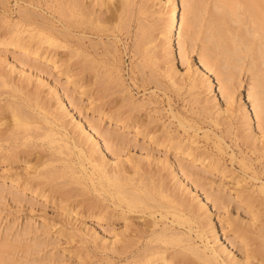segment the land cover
Instances as JSON below:
<instances>
[{"label": "bare ground", "instance_id": "1", "mask_svg": "<svg viewBox=\"0 0 264 264\" xmlns=\"http://www.w3.org/2000/svg\"><path fill=\"white\" fill-rule=\"evenodd\" d=\"M198 1L199 0H183L182 4L185 8L180 17V5L174 0L167 27V36L164 39L166 40L167 45L165 48L168 51V55H174L172 40L174 30L178 25L180 28L179 44L185 54H187L188 41L190 40V42H192L195 39V32L201 34V30H204L199 28V26H204L206 23H202L201 25L200 23L195 24L197 19L195 20L194 17H198V15L205 14L206 12L210 15L208 12L211 11H207V9L210 10V8H208V3L206 4L205 0L199 1L201 5H203V3L206 4L203 5L204 8L201 6L199 9ZM132 2L133 0H50L47 1L46 8L40 0H0V100L2 99L1 96L6 93L10 96L2 106H0L5 110H9L11 113L8 124L5 128L3 127L4 129L0 128L2 129L0 130V160L3 159L13 162L12 160L18 159L20 153H23V150H25H18L21 145H36L42 148V150L39 151L41 155L39 154L40 158H38L39 161L37 160L38 163L36 162V165L31 166L33 163L28 162L26 168H22L23 171H20L22 169H18L15 173H10L8 175L9 171L7 175H4L3 180L7 178L17 184V187H19L18 185H20V187L22 186L24 189L23 191L29 190L34 196H41L40 198L45 201H53L54 192H56L61 185L65 186L68 184V182L73 183L72 186L75 185L74 183L80 184V186L82 185V188L79 189L83 190H79L77 184L73 186V188L78 189L76 194L77 192L82 194L84 189V194L86 195L89 194V192H87L88 190L92 192V194L95 193L96 197L94 196L91 201L88 199V201L86 200L89 195L85 198L82 197L84 200L81 198L83 203L85 202V204H81L83 210L87 206L86 211L90 210V217L96 218L95 221H97V223H110L118 217L126 221L124 229L118 231L115 238L107 239L105 236H102V239L105 237L104 240H108H105L106 245H108V243L111 244L109 247L107 246L104 248H109L111 251L118 250L119 248L122 253L125 251L123 250L124 248L126 250L128 249L127 247L129 246L127 245H129L130 242L134 243L136 240L137 242L141 240L140 238V240L136 239L137 237L140 236L142 238L146 236V234H150V237L148 236L149 241H146L147 245L142 249L143 251H140L141 253L138 252L139 254L136 255L133 250V254L135 255L133 256L134 258L130 257L131 260H129V258L126 259L127 262H123L122 264H182V259L184 255L186 256V251L194 254L199 260V263L201 262L202 264H264V256L259 257L257 255L259 253L261 254L263 249L260 250L261 252L259 249L264 246L260 248L258 246V250L257 247L254 246L256 248L254 249L255 251L253 247H251L252 245L250 246V227H246L244 223L246 222L247 226L252 224H248L246 220H244L245 222L242 224L243 220H241L240 223L238 219H232L234 217L230 216L231 218L229 217L230 219L226 221L228 222L227 227L231 228L232 233L230 235L226 234L225 240L221 241L222 236L219 234L217 225L210 213L213 210L208 204L211 201L215 207H223L224 204L227 203L225 202L226 199L224 198V194L220 195L222 193H219L218 195L216 194V196L211 194L214 197L207 195V199L205 198L206 200L203 201L201 198L200 200L202 203L198 204V202L194 201L196 196L199 197L198 191L195 190L197 186L195 185L194 188L188 186L180 176L181 171L185 175L189 173L193 174L194 172L198 173L192 165L193 163H199L205 168L217 167L222 159L221 155L226 149L224 146L225 136L220 133L216 134L217 131L214 133L216 134V141H214V143L219 151L218 154L211 150V152L208 150L202 151L203 149L200 150L202 147L199 148L198 146V144H200V138L197 136L199 135V130H203L201 129V125L197 124L195 126V123L191 124L190 121H187L188 119H185L180 114L178 115L173 108L171 98L169 99L170 104L168 103V105H170V107L168 106L170 115H168L172 117V120H170L172 123L171 125L175 124L174 119L176 118L179 121V126L183 128L182 130H184V132L182 131L183 133L181 134L179 129L173 132L171 131L173 128L170 129L169 124V127H166L167 125L163 126L162 123V127H165V129L163 128L164 130L162 132L164 134L161 135L160 130L156 129L157 127L155 129L151 127V124H154L157 118H153L151 110H149L147 114L150 118L152 116L153 119L149 117V119L143 118V115L140 116L137 113L140 110V112L143 113L142 109L146 107L147 102L145 103L143 100L138 101L139 99L136 101L135 99L137 97L134 99L133 97L135 96L125 92V90H128V86L123 72L124 66H122L124 61L122 60L123 48L120 47L119 42L122 40L121 33L128 30V27H130L129 22L132 17L131 9L133 8ZM205 6L207 8H205ZM217 6L219 11H217L216 15L215 12L211 14V22L208 23L211 25V29L209 28L210 32L206 35L208 44L206 45L207 48H205L207 50L205 49V51L203 49L200 53L201 62L206 70L200 71V68L197 67L195 75L190 74L189 77L190 87L196 90L194 95L196 99H193V101L195 100L194 102L198 104L197 108L200 116L198 118L204 123L208 121L210 124H213L215 128H218L216 126L221 127V125L224 126L225 124H229L231 120H234L232 119L234 118L232 117L234 115V107H232L234 106V97L236 91L241 86L240 84H242L238 78H241V74L244 71H250L248 73H250L252 83H250L248 88L250 93L249 97L252 98L255 116L257 117L259 126L264 130V0H218ZM205 19L207 20L208 18L206 17ZM234 24L237 25L235 26ZM194 26L198 27L200 30L197 31L198 28L195 29ZM146 33V29L138 33L134 41L135 44H133L134 46L132 45L133 49L131 48L135 57L136 55L141 57L140 59L137 57L139 59L138 63L135 62L137 64L134 63L135 66H137L136 68L144 74L143 77L141 73H139V75L146 81L147 79L145 77L147 74L145 75V68H149L150 66L151 69H149L151 74L148 73V76L150 74V78L154 79L153 81L157 80L156 83H159L161 85L160 87H168L167 82L164 81L165 78L170 79L172 85L177 84V77L180 78L182 73H180L177 66H175L173 61L174 57L168 60V66L162 73L157 72L154 65L156 66L159 64L160 55L158 56V52L156 53L155 49H152L150 46L152 39H147ZM197 34L195 36L198 40L199 35ZM196 39L194 41L197 43ZM124 44L126 45V43ZM128 48L129 47L125 46V49L128 50ZM60 49L63 50L60 51ZM134 56L132 57L134 58ZM218 60L219 62L222 61V65L217 66ZM45 66H48V69H50L52 73L64 74L65 84L75 83V85L78 86L75 90L80 95H84L88 91H93L90 93L88 92L91 103V107L89 106V108L92 113H97L100 117L106 118L109 124L112 126L115 125V129L117 128L116 130L119 128L120 131L124 132L123 136L127 133V138L133 136L136 138V141L139 137V141L141 140L143 143L141 144L142 146L140 145V149H142V147H144L143 149H147L148 146H153L154 149L151 147L153 151H150L151 149L149 148L144 150L147 151L146 154L142 153L135 156L130 154V156L121 157L115 155L117 154L115 153L113 154L114 156L109 157L108 151L112 150V153L114 152V148L112 149L114 141L118 143V141H126L127 138L120 139L122 132L119 134L118 131L116 132L111 128L102 130V124L98 123V125L97 123H93L95 122L92 121L94 119L85 118L86 120H84L82 117L76 116L65 100L64 93L61 91L62 89L56 85L57 83H51L42 74L44 70H48ZM136 68L134 67L131 69L132 74L135 73V75L128 74L131 75L130 77L134 82L136 81L132 77H137ZM211 70L217 73L221 82L222 97L226 100L225 107L221 105V101H218L215 95V97H213L215 99L214 102L217 101L216 103L213 102L214 104L209 97L206 99L203 95L204 99L202 98L203 90H200L201 85L196 73L200 75L201 72L204 71L203 74L204 76L207 75V84L209 85L207 88L212 90L214 88V82L209 75V71ZM147 71L149 72V70ZM15 75H18L19 78L16 79ZM161 77L164 78V80L161 79ZM150 81L153 83L152 80ZM148 82L149 81L143 83L147 85ZM31 83H36L35 89L31 92H26V85ZM144 84L142 85L144 86ZM115 85L119 86L115 87ZM47 86L52 97H55V101H52L50 97L43 94ZM113 87L116 88V90L120 87L119 90L121 93H124V97H122L121 94L117 95L116 93L119 94L120 92H116ZM144 87L146 88V86ZM93 93L96 94L95 97L92 96L95 95ZM112 94H116L118 96L116 98H120L121 96L120 100L112 98ZM154 94H156L155 91ZM107 96L111 97L108 100L104 99ZM150 96L151 95L148 97ZM101 98L104 99L103 102L97 104L96 102L98 101L96 100H101ZM151 99L154 100L156 98ZM125 100L126 102H124ZM94 101L97 105L92 106ZM153 103L158 104V100H154V102L150 100L147 105ZM106 104L108 105L107 107ZM150 109H153V107ZM239 111L243 113V116L241 115L243 121L245 123L247 122L246 130L247 128L251 129V133L249 134L250 137H246L249 140H246L247 142L245 143L249 146L251 145L250 138L252 137V140L255 139L252 118L249 110L241 107ZM66 116L71 117V128L67 121L68 119L66 120L65 118ZM1 123L0 121V124ZM231 124L232 123L228 126L231 127ZM176 125L178 124L176 123ZM177 128L179 127L177 126ZM208 131L210 132L209 129ZM208 131L206 129L205 136L202 135L205 138L207 137V139L209 137ZM13 140H15V142ZM16 141H19V143ZM128 142L129 141H127V143ZM7 143L9 144L10 150L6 148L8 152H5L4 148L8 146ZM125 144L126 143H124V145ZM27 152L26 150L25 153ZM171 153H174L173 157H176V159L172 158ZM28 154L29 153L25 154L27 158L29 156ZM179 157L181 159H179ZM186 161H189V164ZM25 162L27 163V161ZM190 162H192L191 166ZM191 167L194 168V171ZM165 169L169 171L168 174L171 172L170 175L172 176L170 177L175 178L173 185H170L169 177L164 175L165 173L163 171ZM62 180L63 184H59L58 187L59 181ZM64 182H66V184ZM55 185L57 188H55ZM68 185L66 186H71ZM1 187L0 192L2 193L5 185L3 188ZM260 187L262 188L261 190H264V182ZM70 188L72 189V187ZM75 189H73L72 192ZM5 190L8 194L13 191L9 189V192L6 187L4 188V192ZM59 190H61V193L65 192L63 191V187ZM66 191H68V193L65 192L66 196L68 194V197H66L64 193V199H62V201L70 198V189ZM240 191L238 190L236 192L238 193ZM1 193L0 198L2 197ZM92 194L90 193V195ZM3 196H5V194ZM70 199H72V197ZM77 205L75 203L76 207ZM162 208L166 210L163 209L165 211H162ZM157 212L161 217L159 216V218H157ZM71 213L72 209L69 214ZM137 213H145L147 215L149 213L150 218L148 219L150 220L147 219L148 223L146 220H142V222H146V224L141 226L140 224L142 222L137 221L140 223L136 228L135 224L138 223L133 224L131 219L134 218H132V214L135 216ZM170 215L171 221L169 222L171 224L166 222V220H169ZM160 220L161 223L163 220V225L160 224ZM134 222H136V218ZM85 224L88 225V222H85ZM131 225H133L135 229L132 228ZM86 226L85 228H87ZM195 226L196 228L198 227V229L196 230L195 228L197 232H193L198 233L200 239H202L201 241H203V247L196 245V243L192 241L194 237H191L190 232ZM88 227L89 230L94 231L91 233L92 236L95 235V237L99 239L101 234L95 225ZM182 228H187L188 231ZM88 233L86 235H88ZM133 234L134 236L137 234V236L133 238V240L135 239L134 241L131 240L134 236H130ZM95 237H93L94 241ZM84 239L86 240L87 238L84 237ZM226 239L228 242H226ZM120 241H122V243ZM237 242L242 244L240 245L241 247L245 248V255L242 257L237 253ZM38 243L41 244V241ZM38 243L31 246L27 245L28 248L30 247V250H32L30 252H33L35 247H42ZM138 245L140 244L138 243ZM4 246L8 247V245ZM14 246L23 247V245L20 246V244H10V247L14 248ZM134 246L132 244V247ZM177 246L179 248H176ZM249 246L252 248V251L256 252L257 250V252L252 253ZM10 247H3L4 252H7L8 249V251H10ZM121 247L123 248L121 249ZM135 248L137 249V246ZM21 249L25 251V248ZM15 250L17 251L16 248ZM18 250L20 251V249ZM129 250L131 249L129 248ZM34 251L37 252V249ZM124 253H122V255ZM3 255L4 253L1 254L4 263L0 260V264H8V259H5L6 255L5 257Z\"/></svg>", "mask_w": 264, "mask_h": 264}, {"label": "rangeland", "instance_id": "2", "mask_svg": "<svg viewBox=\"0 0 264 264\" xmlns=\"http://www.w3.org/2000/svg\"><path fill=\"white\" fill-rule=\"evenodd\" d=\"M40 1L43 3L44 7L47 8V1H50V0H40ZM176 1L180 5V8H181L180 9L181 10L180 11V17H181L182 13L184 11V8H185L184 5L182 4L183 0H176ZM199 1L201 2V0H199ZM199 1H198V8L199 7L201 8V6H202V8H204L203 5H206L208 3L207 5H208V8H210V10L207 9V11H211V12H208L210 14V15H208L207 12L205 11L206 9H205L204 11L206 13L203 11L205 14H200V15L196 14V15H198V17H196V16L194 17L195 20L197 19L195 24L200 23V25H201L202 23H206V25H204V26L202 25L203 27L202 26L200 27L198 25L199 28H202L204 30H201V32H200L201 34H199V33L197 34V32H195L196 31L195 29L198 27L194 26L195 29H193V30H195V31H193V32H195L197 35H199V37L197 36L198 37V40H197L196 36H195L196 34L195 33H194L195 35L193 34L194 38L197 40V43H196V41H194L195 40L194 39L193 40L194 42L192 41L194 43V45H193V43L190 42V40H189L188 41L189 43H187V47H188L187 52H186L187 54H185L183 52V49L181 48V45L179 44V41H180L179 30H180V28L178 25V27L174 30V34H173L174 36H173V40H172L173 46H174V55L170 56V55H168V53H167L168 51L165 48L167 44H166V40H164V39L167 36L166 35L168 32L167 27H168L170 12H171V8H172V5L174 3V0H133V2H132L133 8L131 7L132 8L131 9L132 10V12H131L132 17L130 18V22H129L130 27H128V30H125L121 33V37H122L121 41L122 42L121 41L119 42L120 47L123 48V49L121 48L123 50L122 51V56H123L122 60H124L123 64H122V66H124L123 72H124V75L126 78V84L128 86V90L130 88L129 91L125 90V92L135 96V97H133L134 99L137 97L135 99L136 101H137V99H139L138 101L143 100L145 103L146 102L148 103L150 100L153 102H154V100H158V104H156L157 102L150 104V105H147V103H146V107L144 109H142L143 113L140 112L141 110L137 113L140 116L143 115V118L147 119L149 117L147 113L149 112V110H151L152 111L151 115H153V118L157 117L155 119V122L153 121L154 124L153 123L151 124V127H154V129L157 127L156 129L160 130L161 135L164 134L162 131L165 129V127H162V123H163V126L167 125L166 127L170 126V129L173 128L171 130L173 132L177 129H179L181 131V134L184 132V130H182L183 128H181L179 126V123H178L179 121L176 118L175 119L173 118L175 124L171 125L172 123L170 120H172V117L169 116L170 114H169V110H168L170 107V105H168V103L170 104L169 99L171 98L173 108H174V110H176L178 115L180 114L185 119H188L187 121L188 122L190 121L191 124L195 123L194 124L195 126L197 124L201 125V129H203V130H201L202 132L199 130V135L197 136L200 138V139L198 138L200 141V144H198V146H199V148L202 147V148H200V150H202V149H203L202 151H206V150L210 151L211 150L214 153L218 154L219 151L217 149V146L214 143V141H216V139H215L216 134L220 133V134H223L225 136L224 146L226 147V149L221 155L222 161L220 160V163L218 165L219 167L215 166L214 168H205L203 165H200L199 163H193L192 164V162H190V166L192 164L194 166V168L196 169V172H198V173L194 172L195 174L189 173V174L185 175L181 171L180 176H181V178H183V180L185 181V183H187L188 186H190L192 188H194L195 185L197 186V188L195 187V190L198 191L197 193H199V197L196 196L194 198V201L198 202V204L202 203V201L200 200L201 198L203 201L206 200L207 199L206 197H208L207 195L214 197L213 195L216 196V194L218 195L219 193H222L220 195L224 194V198L227 200V201L225 200V202H227L228 205H227V203H225L226 205L224 204L223 207L217 208L213 205V202H211L210 200H209L210 202L208 204L209 207H211V209L213 210L210 213L212 214V218L214 219V221L217 225V228L219 230V234L222 236L221 241L225 240L226 234L230 235L232 233L231 228L227 227L228 222L226 220L230 219L231 217H234L232 219L236 218V220L238 219L239 222L241 220H243L242 224H243V222H245L244 220H246L248 222V224H250V223L252 224L250 226L249 225L247 226L246 225L247 223L246 222L244 223L246 227H248V228L250 227L249 228L250 229V231H249L250 235L251 236L253 235L252 237L249 235V237H250L249 240L251 239V241H249V242H251L250 246L252 245L251 247H253V250L256 249L255 247H257V250H258L260 247L264 246V245H262V244H264L263 243L264 242V234H263V232H264V190H261L262 188L260 187L264 182V130H262V128L259 126V123L257 121V117L255 116V109H254L252 98L249 97L250 93H249L248 88L250 86V83H252L250 73H248L250 71H248V72L244 71L242 74L240 72L241 78H238V79H240V82H242V84H240L241 86L239 85L240 87L236 91V94L234 97V99H235L234 103H233L234 106H232V107H234V115L235 114L236 115L235 116L233 115L232 117H234V118H232V119H234V120L230 121V123L233 124V125L231 124L232 128L229 127L230 123L225 124L224 126L221 125V127L215 125L216 127H218V128H215L213 126V124H210L208 121H207V123H204L198 118V117H200L199 113H198L199 111L197 108L198 104H197V102L196 103L194 102L195 100L193 101V99H196L194 96L196 93L195 92L196 90L192 89L190 87L191 84H190L189 77H190V74L195 75V71H196L197 67L200 68V71L206 70L205 66L201 62L200 53H201V51H203V49L205 50L207 48L206 45L208 43L206 40V35L209 34L210 29H211V25L208 24L211 22V20H210L211 14H213L215 12V15H216L217 11H219L217 9L218 0H205L206 2L205 1L204 2L206 4L203 3V1H202L203 5H201L199 3ZM205 8H207V7L205 6ZM206 17L208 18L207 20L205 19ZM199 28L197 29V31L200 30ZM143 29H146V32L148 33V34L146 33L147 39L148 38L152 39L150 46L152 47V49H155L156 53L158 52L157 53L158 56L160 55L159 61H158L159 64H157L156 66L154 65V68L157 69V72L162 73V71L165 70V68H167V66H168V63H169L168 60L171 57H174L173 61L175 63V66H177L180 73H182L180 78L177 77V79H178L177 84L172 85L170 79L165 78V80H164V78L161 77V79H163L164 81L167 82L168 87L167 88L165 86L160 87L161 85L159 83H156L157 80L153 81L154 79L150 78V74H151L150 73L151 72L150 66H149L150 69L145 68L146 73L144 72L145 75L147 74L146 77L144 76L147 80L145 81L142 78L144 74H142L139 71V69L136 68L137 66H135V64L138 63V60L141 57H139L138 55H136V57H135L133 50H131V48L133 49V46H134L133 44H135L134 41L136 40L137 34L140 33ZM124 43H126V45ZM195 44H196V46H195ZM125 46L129 47L128 50L125 49ZM124 49H125V53H124ZM61 50H63V49H60V51ZM132 53H133V55H132ZM132 56H134V58ZM137 57H139V59ZM132 59L134 62L132 61ZM248 61H250V60H248ZM135 62H137V63H135ZM217 63H218L217 66L222 65V61L219 62V60H218ZM131 65L137 69L136 70V74H137L136 76L137 77H134V76L132 77L135 79L136 82L132 81V79L130 77L131 75H135V73L132 74L131 69H133L134 67H132ZM45 67H47V69H48V66H45ZM146 67H148V66H146ZM147 70H149V72ZM203 72H201L202 75L201 74L198 75V73H196V75L200 81V85H201L200 90H203L202 91V93H203L202 98H203V95L206 99L209 97V99H212L211 101L213 103L215 100L213 97L217 96L216 99H218V101H221V105L225 107L226 106V100H225V98L222 97V92H221V87H220L221 82L219 80V77L217 76V73L214 70L209 71V75L211 76V78L214 82V88L212 90H210L209 88H207L209 86L207 84L208 83L207 75L204 76ZM51 73H52L51 70L48 69V70H44V72L42 74L44 75L45 78H47V80H49L51 83H54V84L57 83L56 85L60 89H62L61 91H62V93H64L65 100L68 102V104L70 105V107L72 108V111L74 112V114L76 116L82 117L84 120H86L85 118L94 119V120H92V121H95L93 123L102 124V126H101L102 130H108L109 128H111V129L115 130L116 132L118 131V133L121 134L122 131H120L119 128H118V130H116L117 128L115 129V125L112 126L111 124H109V121L106 118L100 117V115H98L97 113H92L91 109L89 108V106L91 107V103L89 100L90 99L89 93L93 92V91H88L89 93L87 92L84 95H80L75 90V88L76 89L78 88V86H76L75 83L65 84V79H64L65 75L64 74L53 72L51 75ZM139 73L142 74L141 75L142 77L139 75ZM148 73H150L149 76H148ZM128 74H131V75H128ZM15 76H16V79L19 78L18 75H15ZM148 77L150 78V80L153 81V83L149 80ZM147 81H149L147 85L143 83V82L147 83ZM202 81H203V83H202ZM142 84H144V86H146V88ZM139 85H141V86H139ZM26 86L27 87L25 88V91L31 92L35 89L36 83H31V84L26 85ZM117 86H119V85H115V87H117ZM156 86H158V87H156ZM118 88L120 89V87H118ZM119 89H117V90H119ZM114 90H116V88H114ZM117 90H116V92H120V93L119 94L116 93V94L117 95L121 94V96L124 97L123 96L124 93L122 92L123 93L122 94L120 90L119 91H117ZM153 90L156 92L157 95L154 94ZM152 91H153V94H152ZM95 93L97 94L96 91H95ZM95 93H93V94H95ZM43 94L44 95L46 94L45 96H48L52 99V101H55V97L54 98L52 97L51 93L49 92L48 86L45 87ZM96 94L92 95V96L95 97ZM113 94L111 95V96H113L112 98L118 97L116 94L115 95H113ZM149 95H151V96L148 97ZM121 96H120V98H121ZM1 97H2V99L0 100V105L2 106V104L10 96L7 95V93H6ZM110 97L107 96L104 99L108 100ZM120 98H116V99L120 100ZM142 98H144V99H142ZM151 98H156V99L152 100ZM104 99L103 98H101V100L97 99L96 101H98V102H96V103L98 104L99 102H103ZM145 100H147V101H145ZM216 101L214 103H216ZM124 102H126V100ZM94 103H95V101H94ZM94 103L92 104V106L97 105L96 103L95 104ZM244 105L246 106V108ZM107 106L108 105L106 104V107ZM154 106H155V112H154ZM240 106L243 107L244 109L249 110V113L251 115L252 122H253V129L255 132L254 138L255 139L252 140L251 139L252 137L250 138L251 145H249V146H247L245 143L249 140L248 138L250 137L249 134L251 133V129L247 128V130H246V127H247L246 123L247 122L245 123L243 121V119L241 118V115L243 113H241V111H239L241 108ZM152 107H153V109H150ZM1 108H0V121L2 122L1 123L2 125L0 124V126H2V127H0V128L4 129L10 120L11 113L9 112V110H5L3 107H1ZM165 108H166V110H165ZM159 109H160V111H159ZM235 109H237V110H235ZM65 118H66V120L68 119L67 121H68L69 126L71 128V125H72V122H70L71 117L66 116ZM153 118L151 116L150 119H153ZM234 122H235V124H234ZM241 122H242V124H241ZM176 123L178 125H176ZM168 124H169V126H168ZM177 126L179 128H177ZM2 129H0V130H2ZM206 129H207V131H208V129L210 130V132L208 131L209 132L208 139H207V137L206 138L204 137ZM203 131H204V133H203ZM221 131H222V133H221ZM215 132H216V134H214ZM123 133L124 132H122V136L120 135V139H126L128 137L127 133L124 135L125 137L123 136ZM247 134H248V136H247ZM202 135H204V136H202ZM244 135H245V138H244ZM121 137H123V138H121ZM246 137H248V138H246ZM140 139H141V137H140ZM13 141L15 142V140H13ZM116 141H117V139H116ZM127 141H129V142L127 143ZM16 142L19 143V141H16ZM122 142L118 141V143H117L114 141V143L112 144L113 147L111 146L112 149L114 148L113 149L114 152L112 153V150H109L108 151V155H110L109 157L114 156L113 154H115V153H117L115 155H117V156L119 155L121 157L130 156V154L135 156V155H139L142 153L146 154L147 151H144V150H147L149 148L151 149V147L154 149L153 146H148L147 149H143L144 147H142V149H140V147L142 146L141 144H143V143L141 140L139 141V137H138L137 141H136V138L133 136L127 138L126 141H124V143H126L127 146H126V144L124 145V143L122 144ZM137 143L139 144V146ZM203 147L205 148V150ZM6 148L9 149V144L7 147L4 148L5 152L6 151L8 152V150ZM4 149H3V151H4ZM20 149H21V151H22V149H25V150H23V153L20 151L21 152V153L19 152L20 157L18 159L16 158L15 160H12L13 162L3 160V159L0 160V187L2 185L1 188H3L5 185V187L8 188L9 192H10L9 189L13 190V191L11 190L12 193L15 192L13 194L11 192H10V194H8V192L6 190L4 192L5 187L3 188V192H4L5 196H3L4 195L3 192L2 193L0 192L1 196H2L0 198V249H1L0 260L3 263H4V261H3V257H1V254L4 253L3 256L5 257V255H6L5 259H8V261H9L8 264L9 263L11 264L12 261H13L12 264H122L123 262H127L126 259H128V258H129V260H131L130 257L135 256L134 254L137 255V254H139L138 252L143 251L142 249H144L145 246L147 245L146 241H149L148 238L150 237V234H146V236H144L142 238L140 236L137 237L136 239H139V238L141 239V240L139 239L140 241H138V242L136 240L137 243L134 241L135 239L133 240V238H135V236H137V234L135 236H134V234L130 235V236H134V237H132V239L131 238L130 239L132 241H134L135 246H134V243L130 242L129 245H127V246H129V247H127L128 251L125 248L123 249L126 251V252L125 251L124 252L127 255L124 252H122V253H124L122 255L121 250H119V248H118V250L116 249L117 252H116V250H112L113 251L112 252L109 248H104L107 246L109 247L111 245L108 242H107L108 245H106L105 244L106 239L104 240V238L105 237L107 239L115 238L116 237L115 235L117 234V232L124 229V226H125L124 224H126L125 223L126 221H125V219L123 220V219H121V217L120 218L118 217L116 220H114L113 222H110V223L109 222L97 223V221H95L96 218L89 216L90 210L86 211L87 206H86V208H84L85 212H84L83 206H82L83 204H85V202L83 203L82 199L84 200V198L89 195L88 198H86V200L88 199L91 201L94 196L96 197V194L93 193L94 194L93 195L92 192H90L89 190L87 191V189H86V191L89 192V194L86 195V194H84V192H85V189H84V191H82L83 193L81 191H79L82 194L77 192V194H80V195H77L76 191L79 188H82V185L80 186V184L74 183L75 185L77 184V188H78V189L77 188L75 189V188H73V186H75V185L72 186L73 183H69L68 180H66V178H65V180L68 182L69 185L66 184V182H64V183L68 186L71 185L70 187H72V189L70 187H67L66 185H65L66 187L63 185H61L59 187V184H61L63 182V180L59 181L58 187H59V189H61V187H63V191H65L66 193H68V191H66V190L70 189L69 193H71V195L69 194L70 195L69 197L70 198L72 197V199L67 198L68 200L62 201V199H64L63 195L65 192H62L63 193L62 194L60 192L61 190L57 189L56 192H58V193L54 192L53 201H45L42 198H40L41 196L40 197L34 196L33 193H31V191H29V190L23 191L24 189L22 188V186L20 187V185H18L19 187H17V184L12 182L11 180H9L7 178L5 180H3L4 175H7V173L9 171L10 172L8 173V175L10 173H15L16 170H18V169L20 170L24 167L26 168V166L28 165V162L33 163V164H31V166L36 165L38 158H40L39 154L41 155V153H39V151L42 150V148H40L39 146L37 147L36 145L35 146L21 145V146H19L18 150H20ZM153 149H151L150 151H153ZM26 150L28 151L27 153H29L28 158H27V155L25 156V154H27V153H25ZM115 150H116V152H115ZM173 155H174V153H171L172 158L176 159V157H173ZM23 156L26 158H24ZM163 156H165V155H163ZM21 158H22V160H21ZM243 158H244V160H243ZM179 159H181V158L179 157ZM8 160H10V159H8ZM240 160H242L243 162ZM25 161H27V163ZM244 161L247 163H245ZM184 162H185V160H184ZM187 163L189 164V161ZM12 166H13V168H12ZM246 167H248V168H246ZM192 168L193 167H191V169ZM194 168L192 169L193 171H194ZM166 170L167 169H165L163 171L165 173L164 175L166 177H169L168 178L169 183H170V185H173V183L175 182V180H174L175 178L170 177V176H172V175H170L171 172L168 174L169 171H166ZM20 171H23V169ZM24 172H25V169H24ZM199 172H201V173H199ZM43 180H45V179H43ZM56 181H54V182H56ZM52 184H53V182H52ZM55 188H57V186ZM73 189H75V190L72 192ZM235 189H237V190H235ZM240 189H241V191H240ZM79 190H83V189H79ZM238 190L241 193L240 192L237 193L236 191H238ZM6 192H7V195H6ZM66 193H65V196H66ZM90 193L92 195H90ZM211 194H213V195H211ZM81 195H84V196H81ZM237 195H238V197H237ZM66 197H68V194ZM82 197H84V198H82ZM75 203H76V205L78 204L77 207L75 206ZM79 203H80V205H79ZM86 204H87V202H86ZM73 208H74V212H73ZM81 208H82V210H81ZM71 209H72V213L69 214ZM116 209H119V208H116ZM163 209H165V208H162V211L166 210V209L165 210H163ZM76 211H78V212H76ZM80 211H81V215L83 214L84 216L82 215V217H81ZM67 212H69V213H67ZM139 214L140 213H137V214H135V216H134V214H132V218L134 217L133 218L134 220L131 219L132 223L133 224L138 223L137 221L142 222V220L143 221L146 220V222L148 223L147 219L150 218L149 213H148V215L145 213H141L142 215L140 214V216H139ZM143 214H145L146 216ZM74 215H76L77 217ZM136 215H137V217H136ZM156 215L158 216L157 218H159L160 215L158 212ZM254 217H256V218H254ZM135 218H136V222H134ZM148 220H150V219H148ZM169 221H171V215L169 217V220H166V222L170 223ZM85 222L86 223L88 222V225L85 224ZM146 222H144V223L142 222L140 224V226L146 224ZM139 223L135 224L136 226L135 225L134 226L137 228ZM160 224L163 225V220H162V223L160 220ZM91 225H95V227L97 228V230L101 234L99 239L96 238L95 235L92 236L91 233H93L94 231L89 230V227H88ZM85 226L87 228H85ZM131 227L135 229V227H133V225H131ZM81 228H83V229H81ZM195 228H196V226L190 232L191 237H194V238H192V241L195 242L196 245H198V246L200 245L203 247V245H202L203 241H201L202 239H200L198 233H195V232H197V231H195ZM182 229L183 230L186 229V231H188L187 228H182ZM197 229H198V227L196 228V230ZM252 229H254V230H252ZM27 231H28V233H27ZM193 231H195V232H193ZM88 232H90V233H88ZM87 233H88V235L91 234V235H89L90 238L88 235H86ZM91 236H92V238H91ZM102 236H105V237H103V239H102ZM84 237L87 238L86 239L87 241L84 239ZM93 237H95V241H94ZM127 237H125V238H127ZM228 237H230V236H228ZM37 240H38V242L41 241V244L38 243ZM106 241H108V240H106ZM142 241H143V243H142ZM120 242L122 243V241H120ZM226 242H228L227 239H226ZM239 242H237L238 244L236 243V249H237L238 255H240V257H242L245 255V252H244L245 248L241 247L240 245H242V244H240ZM11 243L13 245H18V244H20V246L23 245V247H21V248H23V249L25 248V251L22 250L19 246H16V247L14 246V248L10 247ZM29 243H30V245H29ZM35 243L36 244L38 243L42 247L40 248L39 245H38L39 248L33 247L34 248L33 252H30L32 250H30V247L28 248V246L35 245ZM138 243L141 246L138 245ZM254 243H255V245H254ZM130 244H131V246H130ZM132 244L134 247H132ZM4 245H8V247L11 248L10 251H12V249H13V251L10 252V251H8L9 249L8 250L6 249L7 252H4V248H8ZM119 246H121V245H119ZM136 246H137V249L135 248ZM250 246H249V248H250ZM258 246H259V248H258ZM15 248L17 249V251L15 250ZM122 248L123 247H121V249ZM129 248L131 250H129ZM176 248H179V247L177 246ZM18 249H20V251ZM31 249H32V247H31ZM36 249H37V252L34 251ZM262 249L264 250V247L260 248L259 251ZM133 250L135 251L134 254H133ZM257 250H256V252H257ZM263 250H262L263 253L260 251L261 254H263V255H261L260 253L257 254L259 257L264 256ZM250 251L253 253L255 250L252 251V248H250ZM188 252L186 251V256L184 255V257L182 259V261H183L182 264H202L201 262L199 263V260L196 258V256L194 254H192L191 252H189V253ZM256 252H254V253H256ZM9 253H10V255H9ZM130 255H132V256H130ZM125 256H127V257H125ZM1 261H0V263H1ZM5 264H7V263H5Z\"/></svg>", "mask_w": 264, "mask_h": 264}]
</instances>
